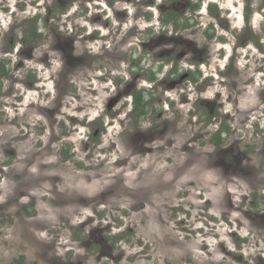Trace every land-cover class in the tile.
<instances>
[{
  "label": "rangeland",
  "instance_id": "1",
  "mask_svg": "<svg viewBox=\"0 0 264 264\" xmlns=\"http://www.w3.org/2000/svg\"><path fill=\"white\" fill-rule=\"evenodd\" d=\"M229 1L234 0H218L221 7ZM63 12L67 15L63 9L56 14ZM202 12L200 24L188 20L185 35L195 31L191 37L201 42L210 35L212 43L206 40L205 55L208 66L204 67L209 78V71L217 73L212 59L224 52L225 44L218 40L227 31L217 23L214 31L208 29L205 24L212 16L205 8ZM72 16L78 22L80 12ZM259 19L253 22L256 35L262 37ZM23 23L19 19L14 23L19 37L24 33ZM53 26L58 28L56 23ZM100 30V36H115V27ZM144 33L143 27L133 32L139 38H144ZM124 50L119 45V51L112 50L105 57L99 49L93 65L105 71L116 69L114 60ZM253 52L256 56L245 69L263 70L264 75V58ZM245 53L235 55L238 69ZM159 61L158 65L163 64ZM181 61L179 64L187 65ZM153 62H147L146 67ZM124 64L128 66L127 59ZM185 69L189 68H184L188 75L179 76V87L170 85L171 75H161L153 84L152 107L144 115L133 111L125 122L117 116L112 120L117 105L108 109L105 101H95L96 92L89 91L79 92L85 105L79 116L82 120L94 118L93 124L75 130L66 119L68 130L74 131L64 134L58 120L50 123L44 116L31 115L29 109L17 108L9 109L8 121L0 107V191L13 186L11 199L0 196V264H264V222L259 218L264 215V109L255 112L260 116L257 124L254 120L237 124L236 134H222L218 140L220 126L232 128L234 121L221 117L211 125L201 98L219 91L224 110L234 111L235 102L226 101L231 87L225 81L218 84L224 79L222 73L195 80L200 74L190 72L192 67ZM257 74H253L250 87L259 95L250 97L259 102L264 88L254 83L264 81V76ZM117 78L122 84L133 80L128 71L119 77L103 76L112 84ZM140 81L132 92L121 94L119 102L125 106L121 105L120 111L131 110L133 97L126 101L122 96L139 92ZM201 85L208 87L206 92H199ZM0 99L11 103L7 94H0ZM74 106L65 110L71 113ZM246 112L254 114L250 109ZM30 117L49 121L44 139L47 145L41 147V123ZM105 119L111 123L105 125ZM49 131L61 134L63 144L67 142L64 151L71 158H63L57 137L52 140ZM135 132H150L156 140L162 137L164 141L155 145H164L150 154L140 147L139 138L138 147H132L135 154L129 155L130 141L120 137ZM21 193L24 196L13 197ZM63 198L66 201L59 202ZM145 200L151 203L139 207Z\"/></svg>",
  "mask_w": 264,
  "mask_h": 264
},
{
  "label": "flooded vegetation",
  "instance_id": "2",
  "mask_svg": "<svg viewBox=\"0 0 264 264\" xmlns=\"http://www.w3.org/2000/svg\"><path fill=\"white\" fill-rule=\"evenodd\" d=\"M202 8H205L207 13L212 16L209 15L210 21L205 24L208 29L214 31L217 23L220 26L223 24L227 31L224 38L218 40L224 42V52L219 57L215 56L212 59L217 66V73L209 71V78L206 77L208 72L204 67L208 66L205 63V55L207 54L206 40L209 39L208 44L212 43L210 35L205 37L202 42L199 38L191 37L195 31L185 35L187 34L188 20L192 21L193 25L200 24L199 16L204 17L205 15ZM61 9L67 15L64 12L57 15L56 12ZM187 11L188 13H186ZM76 12H80L78 22L75 21L74 16L70 17ZM61 15L65 16H62L64 17L63 21ZM190 16L196 21L190 19ZM263 16L264 0H234L229 1L225 7H221L218 0H206L205 2L203 0L195 2L193 0H0V94L9 95L11 100L9 103L0 99V107L3 106L1 115L8 118V116L11 117L9 109H29L31 115L36 113L44 116L50 123H55L58 120L59 126L64 128L60 133L72 132L73 129L80 130V128L92 125L94 121V118L82 120L79 116L80 111L85 107L81 104L83 100L80 102L79 92L89 91L96 92L95 101L97 103L105 101L108 109L117 105L118 111L112 120L115 122V116H117L123 120L122 122H125L133 111L144 115L145 111L152 107L151 94L156 92L153 84L160 79L161 75H171L170 85L179 87V76L188 75L184 68L190 70L192 67L190 72L200 74L195 80L203 76L207 79H211L214 75L220 77V73H222L224 79L220 78L218 84L221 86L224 81L229 83L231 91L227 95L226 101L235 102L234 111L224 110L219 91H215L213 95L206 98H201V102L206 106L208 115L206 119L211 125L221 117L234 121L232 128H230L231 125L224 126V128L220 126L216 137H220L222 134L226 135V133L228 135L236 134L237 124H242L247 120H254V123L257 124L260 116L255 112L261 108L264 109V90L261 101H253L250 97L259 95L254 93L253 87H250L255 79L253 74L258 73L262 78L263 70L245 69L249 65L251 57L256 56L254 50L264 58ZM30 17L31 19H29ZM258 17H261L259 24L262 37L257 36V32H255V22L253 21ZM18 19L21 22L24 21L22 37H19L15 30L14 23ZM99 20L103 22L97 25ZM53 23H56L58 28L53 26ZM61 23H63L62 28ZM90 25H94V27L91 28ZM113 27H115V36L108 38L103 34L100 36L101 28L111 30ZM141 27L146 32L144 38L136 37L133 34ZM2 34L4 35L2 36ZM119 45L125 50L120 58L114 60L116 69L110 67L105 71L93 65L92 58L98 54L99 49H102V54L107 57L112 50L119 51ZM245 51L246 53L241 56L243 63L238 69L234 64L235 55L236 53L243 54ZM126 59L129 62L127 67L124 64ZM121 60L122 65L120 64ZM150 60L154 62L147 68L146 63ZM159 60L163 64L158 65ZM181 60L185 61L187 65L179 64ZM167 68L169 69L167 70ZM124 71H128L133 76V80L128 81L127 84H122L118 78L114 84L103 79L105 74L119 77L123 75ZM258 74L256 77H259ZM142 75H148V78L141 77ZM138 80H141L142 83L139 92L122 96V98H126V101H128V97H133L131 110L124 113L119 109L123 108L121 105L125 106L124 102H119L121 94L132 92L131 89ZM256 81L254 86L263 89L264 81ZM207 88V86L201 85L199 92H206ZM76 97L79 101H76ZM72 104H75L72 107L74 110L71 113L67 112L65 108H71ZM140 105L143 110H136V107ZM249 109L253 110V115L249 116L246 112ZM74 113L77 115L74 116ZM236 118L239 120L235 121ZM30 119L41 123V147L47 145L44 144V139L50 124L49 121L43 123L33 117ZM66 119H69L70 124H73V129L68 130L65 125ZM2 121L5 123L3 119ZM110 123L105 119V125ZM171 124L174 125L172 122ZM96 132L97 130L93 131L94 136ZM49 134L54 135L52 140L57 137L56 142L58 141L60 144L59 151L63 158H68L67 151H64L67 142L63 144L61 134H57L55 131H49ZM123 137H127L130 141L129 155L135 154L132 147L133 145L138 147L136 141L139 138L142 142L140 147L150 154H156L164 145H155L158 141L164 140L162 137L156 140L150 132L144 134L135 132L130 136L121 135L120 139ZM12 188L13 186L10 187V189ZM10 189L1 190L0 196L4 199H11ZM20 195L24 196L21 193L14 194L13 197H20ZM65 201V198L59 200V202ZM259 218L264 222V215ZM106 245L108 247L107 243Z\"/></svg>",
  "mask_w": 264,
  "mask_h": 264
},
{
  "label": "clouds",
  "instance_id": "3",
  "mask_svg": "<svg viewBox=\"0 0 264 264\" xmlns=\"http://www.w3.org/2000/svg\"><path fill=\"white\" fill-rule=\"evenodd\" d=\"M208 95L211 96V93H209ZM220 137L223 138V135H220ZM146 202H148V203L150 204V203H151V200H145V201H142V202H141V206H139V207H143L144 204H145ZM145 210H147V209H145ZM234 215H235V213H234ZM143 234L148 238V240H151V239H152L151 236H150V234H148V233H146V232L143 233ZM221 238L223 239L224 237L222 236ZM146 242H147V241H146ZM196 243H199V240H197ZM136 251L138 252L139 249H136Z\"/></svg>",
  "mask_w": 264,
  "mask_h": 264
},
{
  "label": "bare ground",
  "instance_id": "4",
  "mask_svg": "<svg viewBox=\"0 0 264 264\" xmlns=\"http://www.w3.org/2000/svg\"><path fill=\"white\" fill-rule=\"evenodd\" d=\"M94 183V182H93ZM95 184H97L96 182H95ZM91 185V184H90ZM98 186V185H97ZM96 187V186H95ZM71 197V196H70ZM72 197H74V196H72ZM210 201V200H209Z\"/></svg>",
  "mask_w": 264,
  "mask_h": 264
},
{
  "label": "trees",
  "instance_id": "5",
  "mask_svg": "<svg viewBox=\"0 0 264 264\" xmlns=\"http://www.w3.org/2000/svg\"><path fill=\"white\" fill-rule=\"evenodd\" d=\"M217 139L220 140V137L217 136Z\"/></svg>",
  "mask_w": 264,
  "mask_h": 264
}]
</instances>
